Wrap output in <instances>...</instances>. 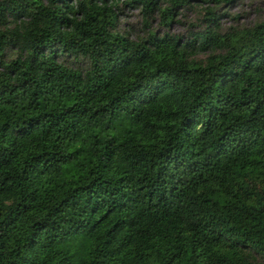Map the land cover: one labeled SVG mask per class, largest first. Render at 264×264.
Segmentation results:
<instances>
[{
	"label": "trees",
	"instance_id": "1",
	"mask_svg": "<svg viewBox=\"0 0 264 264\" xmlns=\"http://www.w3.org/2000/svg\"><path fill=\"white\" fill-rule=\"evenodd\" d=\"M233 1L0 0V264H264V16L223 29Z\"/></svg>",
	"mask_w": 264,
	"mask_h": 264
},
{
	"label": "rangeland",
	"instance_id": "2",
	"mask_svg": "<svg viewBox=\"0 0 264 264\" xmlns=\"http://www.w3.org/2000/svg\"><path fill=\"white\" fill-rule=\"evenodd\" d=\"M120 9L116 18V29L119 33L134 39L139 36L140 17L138 14V7L119 6ZM202 5L198 1H191L185 7L178 10L175 19L166 27L158 26V18L152 20V26L157 27L159 32L166 31L169 34H178L185 36L191 29L196 28L201 20ZM222 11L226 12L224 17L220 19V26L228 25H250L257 19L264 16V0H234L229 6L223 7ZM241 20L244 21L241 24ZM57 60L66 66L75 67V63H68L67 57L61 55Z\"/></svg>",
	"mask_w": 264,
	"mask_h": 264
},
{
	"label": "clouds",
	"instance_id": "3",
	"mask_svg": "<svg viewBox=\"0 0 264 264\" xmlns=\"http://www.w3.org/2000/svg\"><path fill=\"white\" fill-rule=\"evenodd\" d=\"M241 24H243L244 23V21L243 20H241V22H240Z\"/></svg>",
	"mask_w": 264,
	"mask_h": 264
}]
</instances>
